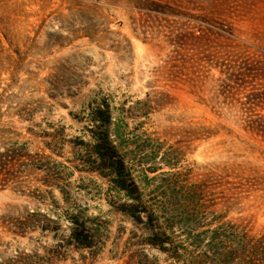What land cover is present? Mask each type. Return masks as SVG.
Returning a JSON list of instances; mask_svg holds the SVG:
<instances>
[{
  "label": "rangeland",
  "instance_id": "obj_1",
  "mask_svg": "<svg viewBox=\"0 0 264 264\" xmlns=\"http://www.w3.org/2000/svg\"><path fill=\"white\" fill-rule=\"evenodd\" d=\"M152 1L0 0V152L21 153L0 178V264H217L204 230H264V183L235 189L220 175L264 177V138L243 129L244 112L264 114L244 96L263 92L264 79L223 89L218 66L264 55V0ZM170 59L172 82L163 76ZM98 143L117 147L125 187L87 170ZM55 160L74 169L68 196L44 182L40 167L54 171ZM165 171L174 175L145 187L146 175ZM161 183L193 199L176 200L174 220L162 188L149 195ZM119 189L142 194L143 221L117 206L124 196L112 202ZM70 213L85 222L90 247L71 240Z\"/></svg>",
  "mask_w": 264,
  "mask_h": 264
},
{
  "label": "trees",
  "instance_id": "obj_2",
  "mask_svg": "<svg viewBox=\"0 0 264 264\" xmlns=\"http://www.w3.org/2000/svg\"><path fill=\"white\" fill-rule=\"evenodd\" d=\"M138 2L152 3V0H136ZM190 39L197 46H204L202 40L204 36H198L195 33L190 34ZM235 65L233 70L224 61H220L218 65L221 72L225 74V77L221 79V87L223 89H232L235 87H244L248 82L256 79H264V55H246L238 56L235 59ZM175 65L172 63V59L166 61L164 66L163 76L164 79L168 81H173L176 74L173 70ZM237 85V86H236ZM150 96V93L147 94ZM246 98V103L251 105H258L260 102L264 103V91L257 92L251 91L249 94L244 95ZM149 101V100H148ZM238 101H240L238 99ZM101 107L105 109H100ZM109 108V103L103 101L102 105L97 106L96 113L106 115L105 111ZM243 129L252 137L254 135L261 136L264 138V114L257 112L256 110H250L243 113ZM106 119L108 117L106 116ZM116 136L122 138V130L119 124L114 128ZM122 144V141H119ZM26 144V142H25ZM23 144V145H25ZM115 148V149H114ZM115 151H110L109 147H101L98 143L95 145V158L89 160L87 164V170L89 172L99 171L102 176H111L112 180L119 186L125 187V180L123 179V162L121 159H114V152L116 153L117 147H113ZM21 153L19 149L6 148L5 151L0 152V178L3 175L11 174L16 171V167L19 161ZM157 153L153 154L151 159H156ZM162 158L165 159L163 156ZM73 162L74 160H68ZM46 163L40 168L47 172V177L44 182L54 188H59L64 196L71 194L73 189V182L70 181V177L74 175V169L70 165L65 164L62 161H54L55 170L53 167H49ZM167 165L174 168L175 165L166 161ZM160 167L151 166L148 170L152 173L158 172ZM169 175H174L171 171L160 172L159 174L149 177L145 176L144 185L149 187L155 180L166 178ZM220 175L225 179L226 184L230 185L231 188L235 189H246L252 188L255 185L263 182L264 177H242L239 182L229 180L230 176L233 175L229 173L227 169L223 171ZM167 179V178H166ZM90 181H93L92 179ZM256 182V183H255ZM85 187V186H83ZM86 188V187H85ZM162 188L161 196L164 197L162 204L165 207V216L168 220H174L176 218V200L179 199L184 206L183 202L193 199L191 197H186L185 195H180L183 193V189L177 188L170 184H158L155 188L149 191V195L152 199L157 192ZM100 189L98 194H101ZM119 189L117 194L114 196L112 202L117 204L120 202L121 197H125V202L119 203L117 206L121 208L127 215H130L136 221H143V212L146 213L147 206L142 205V194L135 195L133 190H128L126 193H121ZM88 194L93 197L96 196L93 189L87 190ZM151 199V200H152ZM84 211V210H83ZM182 212H185L182 209ZM82 213V211L80 212ZM70 217L73 221V225L69 226L70 237L73 242H76L79 246L90 247L92 244L91 235L89 231H86L85 222L79 223V213L76 215L70 213ZM151 222V217L148 218ZM86 231V232H85ZM159 240L163 250H169L168 247L164 246V240ZM206 242L205 255L211 260L216 261L217 264H264V230L257 235H250L248 230V224L228 222L220 226L209 228L204 230V242Z\"/></svg>",
  "mask_w": 264,
  "mask_h": 264
}]
</instances>
